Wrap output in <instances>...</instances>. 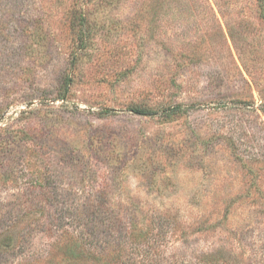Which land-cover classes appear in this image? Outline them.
I'll return each instance as SVG.
<instances>
[{
    "label": "rangeland",
    "instance_id": "obj_1",
    "mask_svg": "<svg viewBox=\"0 0 264 264\" xmlns=\"http://www.w3.org/2000/svg\"><path fill=\"white\" fill-rule=\"evenodd\" d=\"M261 13L258 0H0V264L59 260V232L86 231L94 200L174 217L168 254L223 247L258 264Z\"/></svg>",
    "mask_w": 264,
    "mask_h": 264
},
{
    "label": "trees",
    "instance_id": "obj_2",
    "mask_svg": "<svg viewBox=\"0 0 264 264\" xmlns=\"http://www.w3.org/2000/svg\"><path fill=\"white\" fill-rule=\"evenodd\" d=\"M264 18V0H258ZM82 26L81 23H79ZM75 25V23H73ZM85 31V30H84ZM78 36L85 42V33L79 27ZM69 81L63 83L61 94L57 98L64 99L68 91ZM181 109L175 106L167 110V115L176 114ZM135 114L152 112L143 107L131 106ZM107 112V111H105ZM110 111H108L109 113ZM93 211H89L86 231H61L56 249L59 260L47 258L44 264H250L252 258L243 260L225 248H219L214 255L206 254L198 257L195 263L187 259L191 254L178 251L166 252L168 234L175 223L174 217L167 214H138L131 211L123 218L119 211H95L96 201L92 202ZM141 212V211H140ZM137 213V214H136ZM228 219L225 213L219 224ZM89 221V222H88ZM168 248V247H167ZM212 258L210 259V257ZM206 258V260H204ZM187 259V260H185ZM210 259V260H209ZM255 259V257H254ZM187 262V263H186ZM258 264H264V253L260 255Z\"/></svg>",
    "mask_w": 264,
    "mask_h": 264
}]
</instances>
